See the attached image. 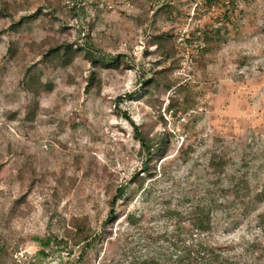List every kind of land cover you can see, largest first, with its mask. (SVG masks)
I'll use <instances>...</instances> for the list:
<instances>
[{
  "label": "rangeland",
  "instance_id": "1",
  "mask_svg": "<svg viewBox=\"0 0 264 264\" xmlns=\"http://www.w3.org/2000/svg\"><path fill=\"white\" fill-rule=\"evenodd\" d=\"M165 1L170 15L159 9ZM234 2L231 20L216 21L226 0L211 7L202 0H0V247L5 249L0 264H59L57 254L38 253L43 246L35 236L61 232V217L88 215L98 226L116 187L140 167L130 120L142 129L155 123L154 131L171 132L168 157L185 144L196 147L188 164L172 166L181 186L216 181L221 175L209 168L206 156L212 149L225 152V174L243 184L240 189L228 185L223 195L248 200L264 181V168L259 170L264 164V0ZM211 23L222 28V39L213 59L200 68L203 39H186ZM160 31L176 37L180 66L168 79L174 76L181 85L151 88L129 100L124 95L140 85L138 64L148 67L156 56L152 40ZM88 36L95 56L126 54L135 66H93L80 49L67 63L44 56L59 44L91 46ZM33 64L51 86L36 101L21 77ZM92 69L95 80L89 85ZM186 97L195 98L192 109H184ZM33 103L37 111L28 117ZM192 165L200 177L189 180ZM164 193L177 198L181 192L169 186ZM176 216L181 214L173 212ZM218 217L213 235L220 242L238 246L260 235L253 214L237 215L236 227L232 218Z\"/></svg>",
  "mask_w": 264,
  "mask_h": 264
},
{
  "label": "trees",
  "instance_id": "2",
  "mask_svg": "<svg viewBox=\"0 0 264 264\" xmlns=\"http://www.w3.org/2000/svg\"><path fill=\"white\" fill-rule=\"evenodd\" d=\"M202 1L211 7L224 0ZM234 1L226 0L228 5L216 21L231 20L229 13L231 9L235 11ZM159 9L168 15L172 13L167 1ZM21 23L19 21L17 24ZM221 29L214 26V23L205 24L195 30L193 38L186 39L188 43L203 39V43L198 45L200 68H204L219 49ZM90 40L91 37L88 36L91 46L88 44L87 47L80 46L81 48L64 44L52 46L45 51L44 56L48 59L58 57L67 63L80 49L90 57L93 66L107 63L116 68L123 63L135 66V63L128 62L126 54L107 56L108 53L104 52L95 56V50L90 47L96 46ZM152 45L155 47L156 56L152 57L148 67L138 64L141 81L137 88L124 95L129 100L139 94L147 95L151 88L158 89L163 86L171 89L181 85L180 79L174 76L168 79V73L180 66L174 33H156ZM147 53L149 50L145 49V54ZM21 77L24 89L34 101L42 90L51 87L35 71V64L26 67ZM88 80L89 85L94 83L93 69ZM120 99L122 98L119 97L118 101ZM194 101L195 98L186 97L184 109H192ZM36 111L35 104H31L27 112L28 117L34 116ZM12 115L15 116L14 113ZM130 121L133 125V137L139 143L140 167L134 170L129 180L116 187L108 200L107 213L98 226L93 224L88 215L72 216L69 220L61 217L57 220L61 223V232H50L44 237L35 236L43 246L38 253L42 257L57 254L59 264H264V210L259 209L264 204V181L248 200L226 199L223 194L228 185L230 187L235 183V187L240 189L242 179L236 180V177L225 174L229 164L227 155L212 149L208 150L206 156L207 165L218 173L217 176H221H218L216 181L205 180L196 185L191 182L181 186L180 178H175L172 173V166L177 161L188 164L193 159L196 147L193 144H185L174 156L168 157L167 147L173 136L171 132L154 131L155 123H151L147 129H142L139 124ZM262 168L263 163L259 170ZM197 169V165L188 168L186 178L190 180L193 175L200 177ZM163 181L168 185L161 187L160 182ZM33 183L31 182L30 187ZM169 186H176L181 192L180 196L166 198L163 191H167ZM155 205H158V208ZM173 212L181 216L172 217ZM252 214L253 227L260 234L258 237L244 239L238 246L228 241L220 242L214 237L213 229L218 215L219 219L232 218L231 225L236 227L237 215ZM115 224L117 227L113 230L112 226ZM4 251L5 249L0 247V255H3Z\"/></svg>",
  "mask_w": 264,
  "mask_h": 264
}]
</instances>
